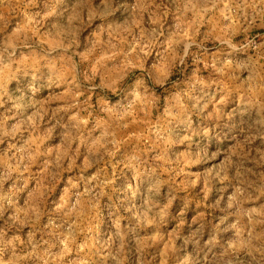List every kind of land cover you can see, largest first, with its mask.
<instances>
[{"label":"rangeland","instance_id":"374dc122","mask_svg":"<svg viewBox=\"0 0 264 264\" xmlns=\"http://www.w3.org/2000/svg\"><path fill=\"white\" fill-rule=\"evenodd\" d=\"M0 264H264V0H0Z\"/></svg>","mask_w":264,"mask_h":264}]
</instances>
